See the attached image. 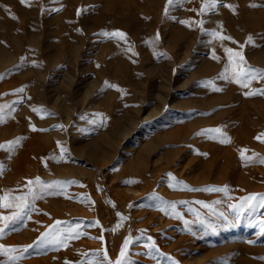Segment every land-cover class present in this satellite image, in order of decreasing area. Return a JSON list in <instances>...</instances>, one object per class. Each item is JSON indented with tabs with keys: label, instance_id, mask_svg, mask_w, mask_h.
Returning a JSON list of instances; mask_svg holds the SVG:
<instances>
[{
	"label": "rangeland",
	"instance_id": "1",
	"mask_svg": "<svg viewBox=\"0 0 264 264\" xmlns=\"http://www.w3.org/2000/svg\"><path fill=\"white\" fill-rule=\"evenodd\" d=\"M202 2L174 0L165 15L166 0H0V144L22 138L0 149V205H13L0 217L18 197L29 205L0 234L16 249L0 261L107 264L131 237L130 264H264V207H229L264 194V94L246 95L264 79L218 78L239 70L236 52L264 69V0L200 14ZM117 30L126 40L105 35Z\"/></svg>",
	"mask_w": 264,
	"mask_h": 264
},
{
	"label": "snow or ice",
	"instance_id": "2",
	"mask_svg": "<svg viewBox=\"0 0 264 264\" xmlns=\"http://www.w3.org/2000/svg\"><path fill=\"white\" fill-rule=\"evenodd\" d=\"M20 2L22 4H25L26 0H20ZM221 2H222V0H203L202 6L199 9L200 14H203L206 10L210 11L212 9H215L217 7V4L221 3ZM173 3H174V0H166L165 15H167L169 6L173 5ZM223 6L229 8L230 10L235 12V7L233 5L223 4ZM252 6H255V5H252ZM80 13H81V10L78 9L77 10V15H79ZM12 18L15 19V17H12ZM179 22L182 23V24H186V25L189 24L188 21H179ZM200 23L203 24V21H200ZM105 35H108V36H111V37H115V38H119L121 40H126V34L121 32V31H118V30L113 32V33H105ZM212 35L216 36L217 33L213 32ZM156 39H159V34H157ZM219 39H221V40H230L231 41L232 37L220 35ZM233 42L237 43L236 41H233ZM251 42H252V37L249 36L248 39L246 40V44L247 43H251ZM241 47H243V46H241ZM225 52L229 54V58L228 59H229V65H230L231 61H232L231 53L233 52V50L230 49V48H226ZM235 55L237 57H239V62L241 64V67L239 68V70L238 71L233 70L231 76H229L228 75L229 66L226 65L225 68H224V71L220 74V77H218V78H223L225 80L231 79L234 82L240 84L241 87H248V83L247 82L249 80H251V79H264V69H255V68H252L250 65H247V62H246L245 58L243 57V55L240 52H236ZM213 58L216 59L215 54H213ZM0 78H2V77H0ZM105 87L117 88L118 91H122V90H120L118 88V86L110 85V84H108V82H105ZM214 90L215 91H221L222 89L214 88ZM20 91H22V89ZM258 93L259 94H264V89H257L256 92L246 93V95H254V94H258ZM33 111H38V110L37 109H33ZM39 111H46V110H39ZM32 130L36 131L37 129H35V127L33 126ZM41 131H44V130H41ZM209 131L220 132L221 130L220 129H213V130H209ZM198 134H201V133H198ZM260 135H264V134H260ZM20 139H22V138H17L16 140L5 142V144H0V149L6 148L7 150L10 151V150H12L13 146L18 145L20 143ZM256 139L259 140L260 136H257ZM221 142H230V141L222 140ZM246 151H248V150L247 149H241L240 150V155H241L242 158L244 157V153ZM202 155H207V154H202ZM259 162L260 163H264V158H260ZM2 167L3 166L0 165V171H2ZM168 179L170 181V183H169L170 187L173 186V184H172L173 181L177 185L183 184L182 181L175 180V178L173 176H171L170 174H169ZM28 183L29 184L35 183V184L39 185V184H41V181L39 180V178H36V180L34 182L33 181H29ZM54 183L59 185V184L65 183V182L57 181V182H54ZM125 183H130V181H125ZM47 187L51 188L52 185L50 184ZM185 187H187V186L185 185ZM205 190H207V191H223V192H227V188L226 187L225 188H208V189H205ZM31 196H32V200L33 201H35L37 198H39L38 194L35 193V192H31ZM0 199H3V200L6 201L7 197L5 196V197H2ZM17 199L20 201V203L15 205V207L17 208V211L13 212V214L11 216L0 217V220L4 221L3 228H0V234H3L4 230L6 228H8L10 226V224H14L16 221L21 220L23 218V213H24L25 209L28 207V202H27V200L24 197H18ZM255 200L259 201V205L253 203V201H255ZM161 203L164 204L165 207H161L159 210L164 212L167 215L168 214L167 207L169 206L168 202L161 201ZM0 206L7 208V207H12L13 205L8 204V203H3ZM171 206L174 207V205H171ZM204 206L208 207V205H204ZM245 206H247L249 209H253V210L257 206L264 207V194H250V195L242 198V203L241 204H239V205L233 204V205H230L229 207H231L234 210L239 212V211H242L245 208ZM117 215L119 216L120 214L117 213ZM221 215H223V213H221ZM56 223L59 224L60 222L57 221ZM68 231L70 233L68 239L78 238L79 235H81V233H79L78 231L73 232L72 229H69ZM43 235L45 237H47V236L50 235V233H45ZM96 239L103 240V236L97 237ZM149 240H151V237H149ZM59 242L63 243L64 241H59ZM131 242H132V238L131 237H126L125 238L124 243H123V245L121 247V251L119 253V257L117 258V260L115 262H113L108 257L107 252L105 251L104 256H103L104 261H106L107 264H130V262L127 260L126 250L128 249V247H129ZM250 243H252V242H250ZM28 247H31V245L25 246L23 248V251L26 252L28 250ZM145 247L148 248V249H152V248L155 247V244L154 243L147 244V245H145ZM15 250H16L15 248L5 249V246L0 245V254H2V255H8V253L10 251H15ZM16 259H18V257H10L9 261L7 262V264H15ZM257 259L264 260V257H257ZM0 264H5V262L0 261ZM66 264H68V262H66ZM89 264H92V262L89 261Z\"/></svg>",
	"mask_w": 264,
	"mask_h": 264
},
{
	"label": "bare ground",
	"instance_id": "3",
	"mask_svg": "<svg viewBox=\"0 0 264 264\" xmlns=\"http://www.w3.org/2000/svg\"><path fill=\"white\" fill-rule=\"evenodd\" d=\"M243 41H244V40H243ZM5 65H6V64H5ZM222 67H223V65H222ZM222 67H221V68H222ZM212 87H213V86H212ZM0 88H1V87H0ZM213 88H215V87H213ZM2 89H3V88H2ZM3 90H4V89H3ZM255 90H256V89H255ZM215 115H217V114L215 113ZM220 118H221V117H220ZM206 120H207V118H206ZM208 120H209V118H208ZM206 124H207V123H206ZM192 127H193V126H192ZM34 136L36 137L37 134H35ZM109 136H110V135H109ZM107 137H108V136H107ZM104 139H105V138H104ZM109 140H111V139H109ZM34 142H35V141H34ZM34 142H33V144H34ZM151 144H152V143H151ZM151 144L149 145V147L151 146ZM153 145H154V144H152V146H153ZM33 146H34V149L37 150L38 147H37L35 144H34ZM87 146H88V145H87ZM87 146H86V147H87ZM95 146H96V145H95ZM147 146H148V145H147ZM152 146H151V147H152ZM154 146H155V145H154ZM154 146H153V148H154ZM21 147H22V146H21ZM89 147H91V146H89ZM151 147H150V148H151ZM150 148H148V149L150 150ZM220 148H221V147H220ZM86 149H87V148H86ZM92 149H93V147H92ZM94 149H96V148L94 147ZM145 150H146V149H145ZM88 151H89V150H88ZM91 151H92V150H91ZM147 152H148V151H146V153H147ZM89 153H90V152H89ZM91 153H92V152H91ZM96 153H97V152H96ZM96 153H95V154H96ZM0 155L2 156V154H0ZM92 155H93V154H92ZM246 157H247V156H246ZM222 158H223V157H222ZM1 159H2V158H1ZM0 161H1V160H0ZM3 161H4V160H3ZM194 161H196V160H194ZM188 162H189V160H188ZM188 162H187V163H188ZM189 163H190V162H189ZM7 165H8V163H6V167H8ZM195 165H196V164H195ZM187 166H188V165H187ZM188 167H189V166H188ZM50 168H51V167H50ZM194 168H195V167H194ZM199 169H200V168H199ZM199 169H198V170H199ZM220 169H221V168H220ZM58 170H59V169H58ZM185 170H186V169H185ZM196 170H197V168H196ZM61 171H62V170H60V173H61ZM67 171H68V170H67ZM186 171H187V170H186ZM58 172H59V171H58ZM191 172H192V171H191ZM211 172H212V171H211ZM196 173H197V172H196ZM196 173H195V174H196ZM62 174H63V173H62ZM183 174H185V173H183ZM191 174H193V173H191ZM195 174H194V175H195ZM201 174H202V173H201ZM234 174H235L234 178L237 180V179L239 178L240 174H238V171L234 172ZM19 175H21V174H19ZM19 175H18V176H19ZM202 175H203V174H202ZM189 176H190V175H189ZM143 177H145V176H143ZM192 177H193V175H192ZM196 177H198V176H196ZM202 177H203V176H202ZM16 178H18V177H16ZM16 178H15V179H16ZM21 178H22V177H21ZM145 178H146V177H145ZM147 178H148V177H147ZM198 178H199V177H198ZM150 179H151V178H150ZM225 179H226V178H225ZM228 179H229V178H228ZM141 180H142V179H141ZM226 180H227V179H226ZM20 181H21V180H20ZM206 181H208V180L205 179V178H202V179L200 178V179H195V180H194V182H196V183H199V182H206ZM155 183H156V182H155ZM158 183H159V182H158ZM246 184H247V183H246ZM147 185H148V184H147ZM23 186H24V185H23ZM25 186H26V184H25ZM25 186H24V187H25ZM249 186H252V185H249ZM154 187H155V186H154ZM19 188H20V186H19ZM22 188H23V187H22ZM150 188H151V187H150ZM143 190H145V189H143ZM25 193H26V192H25ZM140 193H141V190H140ZM179 197H180V196H179ZM0 198H1V197H0ZM178 199H179V198H178ZM186 201H187V200H186ZM183 203H184V202H183ZM1 204H2V203H1ZM32 205H33V202H32ZM28 206H29V205H28ZM31 207H32V206H31ZM32 208H33V207H32ZM185 208H186V207H185ZM26 209H27V208H26ZM195 212H196V211H195ZM220 213H221V212H220ZM154 214H156V213H152V215H154ZM223 215H224V214H223ZM194 216H195V215H194ZM227 216H228V215H227ZM150 217H151V216H150ZM150 217H149V218H150ZM197 217H198V216H197ZM205 219H207V218L205 217ZM198 220H199V219H198ZM180 222H181V221H180ZM189 232H190V231H189ZM161 233H162V231H161ZM200 234H201V233H200ZM200 234H198V236H199ZM201 237H202V235H201ZM197 238H198V237H197ZM162 240H163V239H162ZM169 248H170V247H169ZM37 253H38V252H37ZM157 253H158V252H157ZM40 259H41V258H39V260H40ZM47 259H48V258H47ZM153 259H154V258H153ZM159 259H160V258H159ZM43 260H45V259H43ZM200 260H202V259H200ZM29 262H30V263H33V262L35 263V262H37V259L30 260ZM39 264H40V261H39Z\"/></svg>",
	"mask_w": 264,
	"mask_h": 264
}]
</instances>
